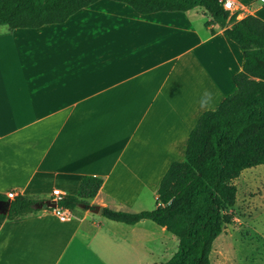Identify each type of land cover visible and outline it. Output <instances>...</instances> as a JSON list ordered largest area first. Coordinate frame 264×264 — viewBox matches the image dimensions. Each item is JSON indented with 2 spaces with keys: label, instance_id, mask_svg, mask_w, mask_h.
<instances>
[{
  "label": "crops",
  "instance_id": "crops-1",
  "mask_svg": "<svg viewBox=\"0 0 264 264\" xmlns=\"http://www.w3.org/2000/svg\"><path fill=\"white\" fill-rule=\"evenodd\" d=\"M232 2L237 19L264 22L260 0ZM211 22L203 9L140 15L99 0L62 24L0 26V194L76 195L81 178L93 176L102 185L90 204L155 209L166 171L185 160L190 133L234 93L242 70L241 49ZM205 91L209 110L198 103ZM244 175L264 200V165L235 184ZM252 232L263 240L238 239L231 257L221 251L211 264H264V231ZM176 247L150 221L126 225L81 209L66 221L45 210L0 226V264H164Z\"/></svg>",
  "mask_w": 264,
  "mask_h": 264
},
{
  "label": "trees",
  "instance_id": "trees-1",
  "mask_svg": "<svg viewBox=\"0 0 264 264\" xmlns=\"http://www.w3.org/2000/svg\"><path fill=\"white\" fill-rule=\"evenodd\" d=\"M98 1L0 0V26L13 31L62 24ZM110 1L140 15L203 9L243 53L242 70L233 77L234 93L216 111L201 116L190 133L185 160L172 163L160 181L155 209L129 214L103 208L101 214L126 225L150 221L165 228L178 247L164 264H211L214 241L235 224L233 215L226 213L236 201L233 181L244 170L264 165V22L251 15L237 20L238 12L225 10L221 0ZM101 185V179L84 176L77 194L57 199V207L92 211L97 206L90 201ZM54 199L0 194V202H9L8 212L0 214V226L39 215L45 210L36 205Z\"/></svg>",
  "mask_w": 264,
  "mask_h": 264
},
{
  "label": "rangeland",
  "instance_id": "rangeland-1",
  "mask_svg": "<svg viewBox=\"0 0 264 264\" xmlns=\"http://www.w3.org/2000/svg\"><path fill=\"white\" fill-rule=\"evenodd\" d=\"M241 19L242 18H239L237 20ZM243 178L246 180L247 176L244 175V177L238 179L236 184L235 181H233L234 186L238 187V192L236 194L238 199L236 198L237 201H235V205L226 211V213L232 214L234 219H237L238 221L234 220V225L225 228L226 232L222 234L219 241L217 242V246L212 252L213 254H211L212 257L210 255V260L213 263L217 262V260H215V256L218 253H221V251L224 252V255L231 257L233 255V246L236 244L238 239L242 244H250L252 241L263 240L261 235L252 232L253 226L256 229H259V231H264V208L258 209L264 206V200L257 199V196L259 193H261V190L260 187H257L256 191H248L247 182ZM262 187L264 186L262 185ZM240 219H242L245 223L239 225L237 222H240ZM218 247H222L221 250H219Z\"/></svg>",
  "mask_w": 264,
  "mask_h": 264
},
{
  "label": "built area",
  "instance_id": "built-area-1",
  "mask_svg": "<svg viewBox=\"0 0 264 264\" xmlns=\"http://www.w3.org/2000/svg\"><path fill=\"white\" fill-rule=\"evenodd\" d=\"M260 1L264 3V0H260ZM221 3H222L223 8L225 10L233 12L234 5H233L232 0H221ZM237 18H238V16H237ZM6 196L8 198H13L15 196V194L8 193ZM52 196L55 198L54 201H56L57 199H60L62 197V195L57 190L52 191ZM53 212L59 217L60 221H66L68 219L69 213H70L69 210L60 209L58 207H56V209H54Z\"/></svg>",
  "mask_w": 264,
  "mask_h": 264
},
{
  "label": "water",
  "instance_id": "water-1",
  "mask_svg": "<svg viewBox=\"0 0 264 264\" xmlns=\"http://www.w3.org/2000/svg\"><path fill=\"white\" fill-rule=\"evenodd\" d=\"M57 207V203L54 200H50V201H46L43 202L40 205H36V208H40L42 210H54ZM9 209V202H0V214L1 215H5L8 212ZM94 214H98L101 215L102 214V208L101 207H97L96 209L91 211Z\"/></svg>",
  "mask_w": 264,
  "mask_h": 264
},
{
  "label": "clouds",
  "instance_id": "clouds-1",
  "mask_svg": "<svg viewBox=\"0 0 264 264\" xmlns=\"http://www.w3.org/2000/svg\"><path fill=\"white\" fill-rule=\"evenodd\" d=\"M213 94L205 91L199 99V107L203 110H209L213 106Z\"/></svg>",
  "mask_w": 264,
  "mask_h": 264
}]
</instances>
